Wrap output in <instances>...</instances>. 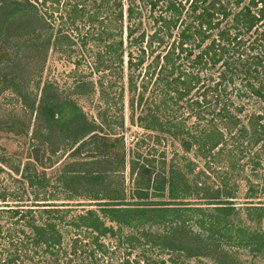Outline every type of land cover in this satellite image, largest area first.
<instances>
[{"label": "trees", "instance_id": "16d2710c", "mask_svg": "<svg viewBox=\"0 0 264 264\" xmlns=\"http://www.w3.org/2000/svg\"><path fill=\"white\" fill-rule=\"evenodd\" d=\"M17 17L40 23L35 46L43 56L50 49L66 59L74 56L76 69L87 65L86 74L71 73L73 95L97 90L103 103L96 104V111H110L113 100L122 103V86L117 97L110 94L124 79L131 116L140 111L136 121L141 128L159 134L156 142L178 143L182 153L173 151L166 161L161 152L153 161L130 151L125 161L122 150L120 170L69 173L72 181L90 187L81 195L98 207L75 215L54 203L20 206L23 191L18 195L3 185L0 264H59L63 259L70 264L76 238L91 236L99 248L98 238L115 233L105 221L132 229L166 223V247L181 250L188 238L184 215L205 233L200 241L225 240L264 254V231L239 219L240 212L257 226L264 219V177L256 172L264 157V123L262 115L242 123V108L233 102L247 93L264 100V0H0V28ZM94 74L96 82L89 78ZM48 93L42 86L36 106L38 120L47 126L42 139L55 134L76 146L96 132V123L74 100L60 96L57 88ZM190 118L195 123L187 125ZM104 158L89 164H112ZM125 170L133 177L129 193L123 188ZM10 172L16 175L18 169ZM18 176L23 182L12 180L29 188L45 186L23 170ZM238 182H244L242 194ZM63 222L72 229L68 243L58 229ZM175 237L178 243L172 245ZM141 258V264H165Z\"/></svg>", "mask_w": 264, "mask_h": 264}, {"label": "rangeland", "instance_id": "374dc122", "mask_svg": "<svg viewBox=\"0 0 264 264\" xmlns=\"http://www.w3.org/2000/svg\"><path fill=\"white\" fill-rule=\"evenodd\" d=\"M39 24L28 17H17L0 28V159L5 161L4 165L0 164V187L5 185L9 191H16L18 195L23 191L20 206H37L39 203L47 202L54 203L61 209H71L74 215L81 209L96 211L98 207L94 202L81 195H85L86 189L90 187L85 183L72 181L69 173L120 170L117 166V157L122 150L125 153V161L131 156L130 151L135 152L134 157L139 155V157L153 159V161L160 158L161 152L165 153L167 161L173 151H177L179 155L182 151L178 143H170L169 140L161 138H158L159 141L156 142V136L161 137L159 134L142 129L136 121L140 111H132L131 116L127 105L130 95L125 91L124 79L116 82L115 93L110 94V96L117 97L118 91L121 90L119 86H122V103L113 100L112 104L110 103V111H96V104L103 103L99 100L97 90L88 96L73 95L70 88L73 80L71 73L86 74L87 65L83 64L76 69L73 66L74 56L66 59L50 49L43 56V50L35 46L36 34L40 30ZM89 78L96 82L97 75L94 74ZM10 79H12L11 82ZM234 84L239 87L238 80ZM42 86L49 88L48 94L57 88L60 96L74 100L85 118L96 123V132L84 138L76 146H69L62 141L59 135L57 137L55 134L49 140L42 139V133L47 126L45 127L44 120H38L36 115V106ZM233 102L242 108L238 115L242 123L252 115H262L264 123V100L251 97L247 93L240 99H234ZM186 123L190 125L195 123V120L190 118ZM110 142L114 144V147L107 146ZM51 151L54 152L51 153ZM97 154L99 156L96 157ZM101 157H108L112 164L107 162H100V165L89 164L91 160ZM182 162H179L178 166ZM198 166H201L200 162ZM10 169H18V174H22L23 170V173L27 175H34L37 183L44 182L45 186L37 190L29 188L25 183L14 182L12 179H18L20 182L22 179L18 174L17 176L12 174ZM256 172L257 175L264 177V157L261 161V168H258ZM132 178L126 170L123 172V188L126 193L130 192ZM210 181L215 182L212 179ZM251 181L259 183L255 178H251ZM238 185L237 193L242 194L245 191L244 182H238ZM236 201V203L240 202ZM191 204H196V202ZM66 214L67 217L72 216L70 212ZM182 219L185 220L182 230L188 234V238L185 237L186 240L180 244L181 250L166 247V241L162 238L169 231L166 223L138 225L137 228L132 229L105 221V225L112 227L115 233L112 236L98 238V243L101 245L99 248L93 244L91 236L76 238L77 250L70 264L85 262L89 264H136L135 262L141 264V255L156 263L163 261L165 264H264V254H256L248 248L236 247L225 240L200 241L205 233L194 226V218L184 215ZM239 219L250 228H259L264 231V219L258 226L247 222L241 212ZM235 221L236 219L233 218V224L236 223ZM63 223L65 225L61 226ZM63 223L58 229L63 234V243H68L72 239V229L65 228L67 224ZM66 230L69 232H65ZM197 236L198 240L195 239ZM173 243L172 245L178 243L177 237ZM59 264H66L65 259Z\"/></svg>", "mask_w": 264, "mask_h": 264}]
</instances>
